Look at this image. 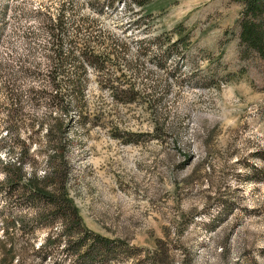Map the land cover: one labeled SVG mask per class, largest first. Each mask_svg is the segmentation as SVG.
Returning a JSON list of instances; mask_svg holds the SVG:
<instances>
[{
  "label": "rangeland",
  "instance_id": "1",
  "mask_svg": "<svg viewBox=\"0 0 264 264\" xmlns=\"http://www.w3.org/2000/svg\"><path fill=\"white\" fill-rule=\"evenodd\" d=\"M242 9L243 0H0L5 263L78 259L63 222L47 208L38 215L4 182L6 160L18 156L13 134H23L18 119L7 122L4 95L15 96L8 101L24 123L54 115L46 100L29 99L42 81L21 71L20 58L45 72V47L56 41L47 18L62 10L54 75L67 103L66 185L85 229L107 238L94 264H264V57L239 43ZM86 47L98 65L79 54ZM128 88L139 101H116L115 90Z\"/></svg>",
  "mask_w": 264,
  "mask_h": 264
},
{
  "label": "trees",
  "instance_id": "2",
  "mask_svg": "<svg viewBox=\"0 0 264 264\" xmlns=\"http://www.w3.org/2000/svg\"><path fill=\"white\" fill-rule=\"evenodd\" d=\"M62 11V10H60ZM56 12L53 15L48 16V24H46V33L49 34L50 39L56 40L48 44L45 49L44 58L45 63L49 67L42 73L41 66L29 60L26 57H21L20 61L23 63L20 65L21 71L26 72L28 68L32 74V77H37L41 82L40 87L31 86L28 88L29 99L34 103H41L42 99L46 100V106L52 110V115L32 117L30 121L25 122L26 117H23L24 113L20 111V107L17 105L13 107L9 104L8 99H15V96H5L3 108L7 112V122L11 124L14 120L19 121L22 124V132L13 134L12 142L14 147L18 148V156L16 160L11 161L9 158L6 160V164L12 169L6 171L4 176V182L11 189L12 193L16 190L27 202H30L35 210H38V215L44 210H49L53 219L57 218L58 221H62L64 224L63 231L65 232V247L72 249V254L78 259L73 261V264H94L95 256L99 255L97 246L99 248L107 247V238H102L97 234L90 233L85 229L81 217L78 214L77 207L73 203L69 196L68 186L66 181L69 175V161L66 156L67 148L70 140L67 139L65 133L68 128L67 120L65 118L67 112V103L65 102V96L60 90H56L59 86V80L55 79L54 71L59 69L62 62V54L59 46V34L57 32L61 28L62 14ZM242 18L239 20V43L246 45L264 57V0H243ZM56 18V22H54ZM57 31V32H56ZM79 54L90 63L98 65V56L93 53L91 49H85V51H79ZM28 61V64H26ZM104 59H100V65L103 66ZM2 68L8 69L6 64L2 63ZM28 66V67H27ZM41 71V72H40ZM18 72H10L7 76V84L14 83V79L19 76ZM108 85H112V80L105 82ZM73 89L78 94V98H81L82 83L78 80L72 81ZM116 101L118 100L123 104H132L139 101V94L132 88L115 90ZM78 107L81 109L82 102L80 100ZM85 116L81 115L80 121L84 122ZM45 163L42 173L38 174L35 170H30L28 175L23 171L22 167L29 163ZM34 168V167H33ZM19 216L18 218H20ZM38 219L40 216H37ZM49 218V217H48ZM51 219V220H53ZM23 222L22 219L19 220ZM18 220H14L20 226ZM7 226H3V231L7 233ZM71 229V230H69ZM69 230V231H68ZM76 235V238L72 236ZM9 236L5 235L0 238V243L4 240H8ZM88 239L90 244L87 243ZM80 246H85V249L80 250ZM46 246H42L41 249H45ZM106 251V250H105ZM0 262L5 263L8 259H5L6 252L1 251ZM80 261V262H79Z\"/></svg>",
  "mask_w": 264,
  "mask_h": 264
}]
</instances>
